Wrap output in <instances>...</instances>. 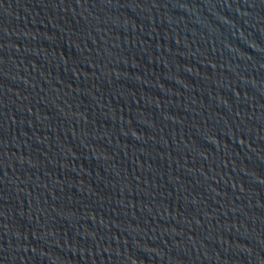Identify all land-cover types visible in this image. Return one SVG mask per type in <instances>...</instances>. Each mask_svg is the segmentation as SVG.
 Returning a JSON list of instances; mask_svg holds the SVG:
<instances>
[{"label":"water","instance_id":"obj_1","mask_svg":"<svg viewBox=\"0 0 264 264\" xmlns=\"http://www.w3.org/2000/svg\"><path fill=\"white\" fill-rule=\"evenodd\" d=\"M0 264H264V0H0Z\"/></svg>","mask_w":264,"mask_h":264}]
</instances>
